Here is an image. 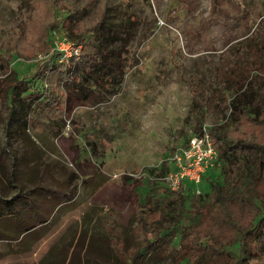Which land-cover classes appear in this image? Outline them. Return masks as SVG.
I'll use <instances>...</instances> for the list:
<instances>
[{
    "label": "rangeland",
    "instance_id": "obj_1",
    "mask_svg": "<svg viewBox=\"0 0 264 264\" xmlns=\"http://www.w3.org/2000/svg\"><path fill=\"white\" fill-rule=\"evenodd\" d=\"M106 2L109 14L134 21L118 31L128 43L124 73L105 88L92 81L76 92L72 79L42 65L54 52L55 36L64 34L60 17L77 10L75 23L89 29ZM262 14L264 0H0V79L11 72L18 78L36 73L32 84L44 83V90L51 82L62 86L60 101L31 104L23 129L0 109V205L14 196L15 185L31 189L38 183L65 190L70 198L80 195L51 229L58 233L35 254L23 253L24 243L0 240V264H76L72 256L82 232L92 248L88 264L114 263L107 241L92 234L95 225L113 236L125 225L136 239L139 217L149 222L175 211L192 187L184 182L186 189L171 191L164 181L169 157L196 133L188 81L204 97L203 126L227 119L225 97L238 94L252 73H264V56L254 44L258 32L252 33ZM201 189L183 207L200 210L208 199L199 196ZM94 190L105 200L101 206L87 205L89 199L78 205ZM179 237L174 230L162 239L144 264H178Z\"/></svg>",
    "mask_w": 264,
    "mask_h": 264
},
{
    "label": "trees",
    "instance_id": "obj_2",
    "mask_svg": "<svg viewBox=\"0 0 264 264\" xmlns=\"http://www.w3.org/2000/svg\"><path fill=\"white\" fill-rule=\"evenodd\" d=\"M110 11L111 7L104 3L98 21L89 29L75 23L77 10H70L60 17L64 19L62 35L82 46L80 57L78 60L71 58L67 64L58 62L59 53L52 52L43 62L42 69L48 66L58 69L65 78L72 79L70 85L76 92H83L86 83L92 81L103 88L105 84L107 87V84L120 82L128 43L120 39L118 31L121 33L134 21L121 13L109 14ZM261 21H264V14L252 33L258 32L254 44L264 56ZM86 39L85 46L83 41ZM118 41L124 42L111 45ZM211 78L215 79L214 76ZM34 79H37L36 73L18 78L15 72L0 79V109L5 110L8 121L17 120L22 129L26 127L23 113L31 104H54L61 98L60 84L51 82L49 89L47 86L44 90V83L41 87L31 83ZM188 85L194 100L191 114L198 133L203 127L204 97L190 81ZM219 88L224 93V84ZM26 91L28 93L23 95ZM224 100L230 116L206 128L217 157L201 180L199 196L205 194L208 197L205 204L198 211L183 207L184 199L195 194L191 187L182 193L185 198L175 204V211H167L163 217L149 222L139 217L140 232L136 239L127 234L123 240L120 235L111 238L116 253L114 264H144L159 242L170 239L174 230L180 232L178 264H264V73H252L251 81L238 94ZM15 186L14 196L0 205V240L20 243L37 228L48 225L54 209L67 203L70 196L65 190L42 185L33 189ZM52 200L53 204H48ZM38 240L39 237L31 236L30 247Z\"/></svg>",
    "mask_w": 264,
    "mask_h": 264
},
{
    "label": "built area",
    "instance_id": "obj_3",
    "mask_svg": "<svg viewBox=\"0 0 264 264\" xmlns=\"http://www.w3.org/2000/svg\"><path fill=\"white\" fill-rule=\"evenodd\" d=\"M81 50L80 44L68 40L63 35L55 36L51 49L59 53L58 62L67 64L71 58L78 60ZM216 157V150L208 137L206 127L203 126L198 133L191 134L185 145L177 148L169 157L168 172L164 177L167 188L177 191L183 189V183L187 182L197 191L204 173L213 167Z\"/></svg>",
    "mask_w": 264,
    "mask_h": 264
},
{
    "label": "crops",
    "instance_id": "obj_4",
    "mask_svg": "<svg viewBox=\"0 0 264 264\" xmlns=\"http://www.w3.org/2000/svg\"><path fill=\"white\" fill-rule=\"evenodd\" d=\"M30 138H31V141L34 142L33 139H32V137H30ZM38 150H39L38 151L39 154H42L43 149L42 148H38ZM37 185H39V184L38 183H35L34 186L32 187V189L35 186H37ZM98 185L99 184H97V182H94L93 183V189H95ZM76 196L78 197L80 195L78 193L77 194L75 193L72 196V198H70V200H68L67 203H64V205L58 206V207H56L54 209V211L52 212V215L48 218V222H49L48 225H46L45 227L40 228V229L37 228V230L35 232H33L32 235H30L29 237L25 238V241L24 242H20V244L24 243V245H23V253L28 254L29 252H32L33 254H35V252L40 248V245L45 244V243H48L49 240L54 235H56L58 233V230L51 231V229L53 227H57V225L61 221L65 220V218L69 215L70 212L67 209L69 207V204H71V202L74 201V198H76ZM87 199L91 200V202H92V203L88 202L87 205L88 204H92L93 207L101 206L102 203L105 201V200H101L100 199V195H98L97 192L94 190V192L92 194H90V195H85L84 194L83 197H81V199L79 200V204L78 205L82 206V204H83L82 202H84V205L86 206ZM48 200H51V198H48ZM48 204H50V205L53 204V200L52 201H49ZM80 206H78L77 208L79 209ZM124 226L125 225H122V227H120V226L118 227V230H119V233L120 234L117 232V235H115V236L112 235L113 232L112 233L109 232V230H108L109 228H107L105 231H102V230H99L96 227V225H95L93 227V229H92V234L93 235H96L97 234L99 238L104 239L105 241H107V244L108 245L106 247L109 248L111 250V252L113 253L114 258H115V261H116V253H115V251H114V249L112 247L111 238L113 237L115 239L116 236H119L122 233L120 239L123 240L124 239V236L126 237V233L123 230V227ZM31 236H32V238L39 237V240L30 247V237ZM77 238H78L77 241H76V247H77V249L75 251H73V256H72L74 262L76 264H79L80 262H81V264H88V262L89 263L92 262L93 261V258H92V252H91L92 251V248L90 247L91 244L89 243V247H87L88 241L84 239V232L80 233ZM27 248H30L31 250L30 249L27 250ZM93 252H94V250H93ZM100 252H101V250H99V253ZM39 263L40 264H45L43 262V260L42 261L39 260ZM114 263H110V264H114ZM102 264H108V262L105 261Z\"/></svg>",
    "mask_w": 264,
    "mask_h": 264
}]
</instances>
